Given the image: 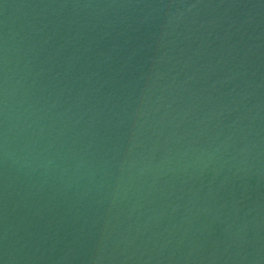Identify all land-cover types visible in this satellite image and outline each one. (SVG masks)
I'll return each mask as SVG.
<instances>
[{
	"label": "water",
	"instance_id": "obj_1",
	"mask_svg": "<svg viewBox=\"0 0 264 264\" xmlns=\"http://www.w3.org/2000/svg\"><path fill=\"white\" fill-rule=\"evenodd\" d=\"M0 264H264V0H0Z\"/></svg>",
	"mask_w": 264,
	"mask_h": 264
}]
</instances>
